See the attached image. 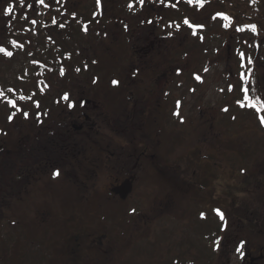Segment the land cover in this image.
Here are the masks:
<instances>
[{
    "label": "rangeland",
    "instance_id": "374dc122",
    "mask_svg": "<svg viewBox=\"0 0 264 264\" xmlns=\"http://www.w3.org/2000/svg\"><path fill=\"white\" fill-rule=\"evenodd\" d=\"M13 1L0 0V9L13 5ZM195 2L193 7L183 5L178 0H148V6L165 8L164 14H157L151 22L145 17L142 19L143 23L147 21L144 35H157L158 41L154 40L148 55H155L158 59L159 62L156 63L159 73L154 74L147 67L144 70L148 69L149 72L144 77L140 73L136 75V83L138 86H156L158 82L155 79L158 75L162 71H168L166 74L167 78L170 77V82L163 84L161 91L165 100L164 111L170 110L174 96L178 107L177 117L168 115V118H162L158 114L155 117L159 123L153 124L161 129L163 142L167 138L165 135H170L173 130L179 134V145L174 143L176 150L164 156L167 162L163 171L168 174L162 180L154 164L143 165L141 170L138 169L139 185L126 202L105 201L102 187L98 197L101 200L99 204L81 207V215L98 216V223L93 222L95 220L84 221L86 223L81 224L82 230L87 231L90 226L96 236H106V245L109 241H114V247L122 249L112 252L116 254V264H191L193 253L200 257L208 248L219 246L220 238L216 230L219 222H222V231L226 229V232L231 233L239 222V216L242 221L243 217H251L253 220L244 223L237 231L244 246L252 243L264 245V123L260 120L264 112L257 113L258 104L244 100L246 93L242 73L245 60L253 57L255 50V31L245 26L243 20L250 8L249 3L248 0ZM115 3L117 8L112 14L115 18L108 28L107 41L102 45L109 47L108 53L113 55L115 62L105 64L103 82L96 80L93 75L85 74L76 79L69 78V72V76L62 79L48 77L49 85L53 86L51 93L37 92L34 95L30 92L24 94L12 91L3 95L1 88L5 89L7 86L20 89L36 85H29L28 78H21L24 76L17 78L13 65L6 63L0 76V141L5 146L15 148L17 145V131L10 122L13 113L21 115L20 118L23 113L24 117L31 119L34 116L45 118V104L49 103L51 106L53 99L62 94L60 91H64L63 88L67 89L64 91L66 96L74 100L80 91L89 90L92 94L96 87H105L108 103H119V112H124L122 106L126 103L127 94L123 89V81L131 51L124 35L126 32L129 37L133 36L130 29L139 17L130 11L126 12L127 7L124 5L119 7L120 4ZM198 7H201L200 10ZM194 26L195 30H192ZM103 34L102 38L105 37V32ZM165 36H173L174 41L168 42L162 38ZM96 54L100 59L106 56L101 53V49ZM262 56L264 62V52ZM150 61L148 57L144 65ZM90 71L89 67L87 72ZM112 79L119 80L120 86L114 84ZM172 87L174 91L169 92ZM31 102L41 103L42 107L33 110L27 104ZM37 109L41 110V116L35 115ZM124 118L121 117L116 123L115 127L118 128L114 132L109 124V117H105L100 134L111 137L123 135L125 131L120 124L124 123ZM138 130L139 128H135L134 132L139 134ZM157 130L151 127L150 134L157 135ZM107 178L103 174L99 182L106 183ZM55 181L58 178L53 180ZM194 182L197 185L196 195H207L205 199L210 208L208 206L201 209L199 202H194L195 199L192 204L189 201L193 194L191 183ZM43 189V185H40V189L32 186L29 193H23L30 196L33 192L37 193V200L43 202V207H15L16 196L0 206L5 250L12 246L16 226H19V233L23 238L22 248L26 249L41 248L46 241L47 245L50 242L51 246L56 247L55 250H59L80 230L71 227L74 224L72 221L65 222L75 216L76 207L60 205V200L53 197L58 196V189H52L53 196L47 191L39 195L37 191ZM215 193L221 195L217 196ZM24 199L27 201L28 197ZM193 209L194 214L191 215ZM207 210L212 212L202 220ZM221 214L222 221L219 220ZM91 233L89 232L90 235ZM197 255L195 263L201 264ZM111 261L113 264L114 257Z\"/></svg>",
    "mask_w": 264,
    "mask_h": 264
},
{
    "label": "flooded vegetation",
    "instance_id": "af4514ba",
    "mask_svg": "<svg viewBox=\"0 0 264 264\" xmlns=\"http://www.w3.org/2000/svg\"><path fill=\"white\" fill-rule=\"evenodd\" d=\"M178 1L183 5L193 7L196 5L195 0ZM112 2L113 0H15L13 5H6L0 9V76L6 63H11L16 70L17 78L24 76L21 78H28L29 85L36 83L35 86L20 89L13 87L12 91L24 94L30 92L34 95L37 92L51 93L53 86L49 85L48 77L62 79L69 76V72L71 73L69 78L76 79L77 76L85 74L93 75L96 80L100 79L103 82L102 72L105 64L114 61L113 55L108 53L109 47L102 45L107 41L108 28L115 18V15L112 16L113 10L117 8L115 2L120 4L119 7L122 5L127 7L126 12L130 11L139 17L130 29L133 36L129 37L126 32L124 35L131 51L128 56L130 61L127 59L124 87L122 86L127 94L126 103L122 106L123 113L119 112V103H108L107 89L102 86L96 87L92 94L89 90L80 91L74 100L68 96L67 99L64 98L67 89L63 88L65 92L60 91L62 94L53 99L51 106L49 103L45 104L46 113L43 119L35 116L32 119L27 118L23 116L24 113L20 118L21 115L13 113L10 122L17 131V145L15 148H8L0 141V206L16 196L15 207L17 205L26 208L33 205L43 207V202L37 200V193L33 192L32 196L23 193H29L32 186L34 189H40V185H43L44 189L37 191L39 195L47 191L53 196L52 189H58V196L53 197L60 200V205L76 207L75 216L65 222L72 221L74 224L71 227L80 230L59 250H55L56 247L51 246L50 242L47 245L46 241L41 248L26 249L22 248L23 238L19 233V226H16L12 246L5 250L2 238L3 215L0 214V264H112L113 257V264H116V254L112 252L122 249L115 248L114 241L112 243L109 241L106 245L104 242L106 236H96L88 224L87 231L82 230V223L89 220L98 223V216L81 215V207L99 204L101 200L98 197L101 195L102 187L105 201L126 202L139 185L138 169L141 170L143 165L154 164L162 180L168 174L163 171L167 162L165 157L176 150L174 143L177 142L176 145H179V134L173 130L170 135H165L167 138L163 142L161 129L153 124L159 123L155 115L160 114L162 118H168L169 115L175 118L179 114L175 96L169 106L170 110L164 111L165 100L161 91L162 85L170 82V77L167 78L166 74L169 72L162 71L158 75L155 79L158 82L156 86H138L135 80L137 74L140 73L144 77L149 72L148 69L144 70L147 67H150L154 74L159 73L156 63L159 62L158 59L155 55H148L154 40H157V35L145 36L144 25H147L148 20L151 22L157 14L158 16L164 14L165 8L148 6V0ZM9 7L12 9L11 12L7 11ZM200 8L198 7L199 10ZM144 17L147 21L143 23ZM195 27L192 30H195ZM104 32L105 37L102 38ZM172 37L162 38L173 42ZM99 49L106 55L102 59L96 54ZM148 57L151 61L144 65ZM89 67L91 71L87 72ZM116 82L120 86V81ZM97 88L99 89L96 90ZM170 91H174V88L172 87ZM27 104L33 110L42 105L32 102ZM40 114L41 110L37 109L35 115L41 116ZM105 117H109V124L114 125V128L111 126L114 132L115 128H118L115 127L116 123L121 117H125L124 123L120 124L125 133L112 137L100 134ZM151 127L158 129L157 135L150 134ZM135 128H139L137 131L139 134L134 132ZM57 172L58 175L55 174ZM103 174L108 178L106 183L101 184L99 181ZM57 178L58 181L53 182ZM125 181L130 182L131 192L125 199H121L115 190ZM191 184L193 187L192 198L189 200L191 204L195 199L194 202L196 204L199 202L201 209L208 206L210 208L205 199L207 195L200 193L196 195L197 185L195 182ZM215 195L220 196L221 193ZM24 197H28L27 201H24ZM210 212L212 211L207 210L202 216L203 219L201 216L200 218L205 220L210 216ZM190 214H194V209ZM238 219L239 222L231 233L226 232V229L222 231L220 228L222 222H219L216 227L220 238L219 246L208 248L200 257L196 254L201 264H264V245L252 243L244 246L237 232L244 223L252 222V218L243 217L244 222L240 216ZM89 232H92L91 235ZM29 244L31 245V242ZM238 248L240 251H237ZM196 255L193 253L191 264H196Z\"/></svg>",
    "mask_w": 264,
    "mask_h": 264
},
{
    "label": "trees",
    "instance_id": "16d2710c",
    "mask_svg": "<svg viewBox=\"0 0 264 264\" xmlns=\"http://www.w3.org/2000/svg\"><path fill=\"white\" fill-rule=\"evenodd\" d=\"M249 10L243 16L245 26H249L255 31L254 56L246 59L244 69H242L245 101L258 104L264 112V62L262 53L264 52V0H248ZM240 17V15H239ZM242 19V17H240ZM256 66V68H255ZM239 77V75H237ZM13 86H7L1 92L3 95L12 93ZM14 93V92H13ZM259 113V111H256Z\"/></svg>",
    "mask_w": 264,
    "mask_h": 264
},
{
    "label": "water",
    "instance_id": "95a60500",
    "mask_svg": "<svg viewBox=\"0 0 264 264\" xmlns=\"http://www.w3.org/2000/svg\"><path fill=\"white\" fill-rule=\"evenodd\" d=\"M129 183V181H125L117 188V190H115V192L120 195L121 199H125L128 193L131 191V186Z\"/></svg>",
    "mask_w": 264,
    "mask_h": 264
},
{
    "label": "snow or ice",
    "instance_id": "6c2138e0",
    "mask_svg": "<svg viewBox=\"0 0 264 264\" xmlns=\"http://www.w3.org/2000/svg\"><path fill=\"white\" fill-rule=\"evenodd\" d=\"M190 2H191V0H190ZM7 11H8V12H11V11H12L11 7H9V9H8ZM185 23H188V21H185ZM7 54H8V55H11V53H7ZM113 83L115 84V83H117V82H116V81H113ZM64 98L67 99L68 97L65 96ZM70 106H71V105H70ZM252 106H253V107H256L255 104H253ZM257 110L260 111V110H262V109L258 108ZM260 120H261V123H264V116H261V117H260ZM55 174L58 175V172L55 173ZM221 219H223L222 214H221ZM241 243L243 244V242H241ZM237 251H240V249L238 248Z\"/></svg>",
    "mask_w": 264,
    "mask_h": 264
}]
</instances>
